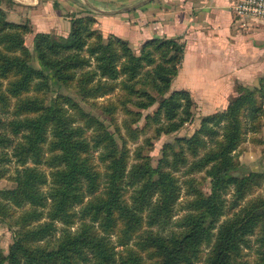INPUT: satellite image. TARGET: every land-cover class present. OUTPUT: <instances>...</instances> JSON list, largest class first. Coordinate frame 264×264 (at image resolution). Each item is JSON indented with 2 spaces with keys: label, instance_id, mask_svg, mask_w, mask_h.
Listing matches in <instances>:
<instances>
[{
  "label": "trees",
  "instance_id": "trees-1",
  "mask_svg": "<svg viewBox=\"0 0 264 264\" xmlns=\"http://www.w3.org/2000/svg\"><path fill=\"white\" fill-rule=\"evenodd\" d=\"M97 22L92 15L74 16L66 38L38 32L32 50L25 40L33 33L30 21H11L0 8L1 175L12 160L19 164L16 186L0 189V216L12 206L24 209L9 253L0 250V264H264V197L245 201L264 184V172L240 173L236 153L246 133L260 129L264 77L253 87L238 83L228 105L203 116L192 135L164 143L156 166L143 146L138 162L129 165L126 142L121 146L104 122L91 118L98 132L89 138L69 112L71 106L86 116L79 103L60 91L48 95L74 84L89 100L120 86L123 104L139 109H126L131 123L158 104L145 115L147 125H157L153 139L177 133L192 121L195 106L188 89L171 88L185 44L153 37L136 53L123 37L105 38ZM127 129L139 132L131 124ZM94 151H100L103 171ZM183 168L186 175L204 172L209 190L188 177L191 198L182 206L186 213L175 219L183 190L177 173ZM77 219L81 225L72 230ZM58 223L63 233L53 244ZM116 230L120 235L113 242ZM245 250L254 251L253 263Z\"/></svg>",
  "mask_w": 264,
  "mask_h": 264
},
{
  "label": "crops",
  "instance_id": "crops-1",
  "mask_svg": "<svg viewBox=\"0 0 264 264\" xmlns=\"http://www.w3.org/2000/svg\"><path fill=\"white\" fill-rule=\"evenodd\" d=\"M235 1L0 0V8L11 21H30L33 40L38 32H70L71 19L88 14L109 33L116 34L114 29L122 35L131 33L137 48L153 37L177 38L185 44V53L175 79L194 98L196 90L204 95H231L233 82H242V67L255 65L264 56V23L241 20L233 9ZM263 77L250 86L259 85Z\"/></svg>",
  "mask_w": 264,
  "mask_h": 264
},
{
  "label": "rangeland",
  "instance_id": "rangeland-1",
  "mask_svg": "<svg viewBox=\"0 0 264 264\" xmlns=\"http://www.w3.org/2000/svg\"><path fill=\"white\" fill-rule=\"evenodd\" d=\"M91 15V14H88ZM93 16V15H92ZM95 17V16H94ZM98 29L102 32V34L107 38L111 33H109L107 28H100L97 24ZM117 35L124 37L125 39H128V41L132 40L131 33L127 32H121L122 34H119L120 32L117 30H113ZM51 33H54L57 38H66L69 35V30L62 29L61 31H55L52 30ZM160 35H163V33H160ZM32 34L29 33L26 35V45L30 47L33 50V38L31 37ZM130 42V41H129ZM132 48L136 53L140 52V48H137L135 46L134 40L130 42ZM242 75L241 80L243 84L245 85H252L256 84L257 79L264 75V56L258 57L256 60V64H248L247 66L242 67ZM238 81L233 82L234 86V92L231 95L227 96H215V95H204L200 94L198 90H196V97H194L195 106L193 108L194 116L191 122L187 123L180 131L177 133L171 134V135H162L159 139H153L156 136V127L157 125L155 123H149L146 124V118L145 115L147 113H153V111L158 107V104H156L154 107L145 110V115L139 122H133L131 123V120L133 118V115L127 113V108L136 110L137 109L132 103L123 104V101L126 99L125 97V91L121 89L120 86H117L115 91L113 93H110L108 95H105L103 97L99 98H93L89 100H83L81 95L78 92L77 87L73 84L70 87H62L55 92L48 95V97L56 95L57 91H60V93H63L65 95H68L72 97L75 102L77 101L81 108L87 113L86 116L83 117L82 114H78L77 111L70 106V114H73L77 118V123L83 125L87 129L86 135L91 138L98 132V127L96 124L91 121V118H98L104 124L108 127L109 130L115 133L117 140L121 146H123V143L126 142V147L129 153V165L138 162L137 159V153L138 149L143 146L144 147V154L149 155L152 158V164L154 166L157 165L158 160L162 156V148L164 143L168 141H174L175 137L177 136H190L194 133V131L200 126V121L203 116L210 114L211 112L215 110H219L224 107V105L229 103L230 99L233 98L236 95V87ZM182 81L178 80V78L174 79L172 84V90L174 89H180ZM260 83V82H259ZM253 87V86H251ZM57 88V87H56ZM203 93L207 94L208 92ZM49 97V98H50ZM134 98V97H133ZM111 103H113L114 108H112L109 112L107 111V108L110 107ZM68 107V106H66ZM260 129L257 132H251L248 131L245 135L244 142L240 145V147L237 149L236 153L238 155V160L241 163L240 165V173L245 174L250 171H259L264 172V115L260 119ZM131 124V127L135 130H139L137 134H133L131 131L127 129V126ZM147 125V126H146ZM152 139L153 145L149 146L147 145V140ZM93 160L94 163L98 165V168L102 171L105 169V165L99 161V153L100 151H94L93 152ZM19 164L12 160V162L6 164V168H8V171L5 175H1L0 173V189L4 188H13L16 186V184L13 181V176L15 174V170ZM42 169L48 170L46 166H40ZM185 168H183L181 171L177 173L180 179V183L183 187L182 190V196L179 200V204L177 207V213L175 216V219L181 218L185 213L186 210L182 208L183 204L185 205L186 201L191 198L189 195H186V188L187 185L185 184V180L190 176H195L198 180H200V188L204 190V192H208L209 190V179L206 178L204 172L194 173L192 175H186L185 172H183ZM1 172V169H0ZM49 172V171H47ZM50 179V177H49ZM49 185H46L44 187L45 190H48ZM132 194V189H128V192L126 194V198L129 200L130 195ZM257 196H263L264 197V184L260 186L259 188H255V190L250 193L245 201L251 200L256 198ZM78 209V208H77ZM24 209L17 208L15 206H12V210L9 213V215L1 217L0 216V250L4 255H7L10 250V246L13 243L14 235L16 233V230L18 229V219L23 213ZM227 216L223 217L221 222L227 218ZM46 219H43L44 221ZM81 225V221L79 219L76 220L75 224L71 226L72 230H75L77 227ZM122 227V225H120ZM59 230L56 232L55 237L51 238V242L54 244L58 242L60 239L64 228V225L61 223H58ZM120 232L119 230H116L115 233L112 235L111 239L113 242H117L119 238ZM254 240V236L252 237ZM134 240L131 241L130 246H134ZM44 243V242H43ZM136 247V246H135ZM125 248V247H124ZM119 250H122L123 247H118ZM124 250V249H123ZM209 251V247L205 248L204 252L202 253V261L206 259V254ZM247 255L244 258H248L251 263H253V260L255 258V253L253 250H245ZM142 255L147 259L148 261H152L153 259L149 258L146 251L141 252Z\"/></svg>",
  "mask_w": 264,
  "mask_h": 264
},
{
  "label": "built area",
  "instance_id": "built-area-1",
  "mask_svg": "<svg viewBox=\"0 0 264 264\" xmlns=\"http://www.w3.org/2000/svg\"><path fill=\"white\" fill-rule=\"evenodd\" d=\"M233 9L243 21L259 20L264 23V0H236Z\"/></svg>",
  "mask_w": 264,
  "mask_h": 264
}]
</instances>
